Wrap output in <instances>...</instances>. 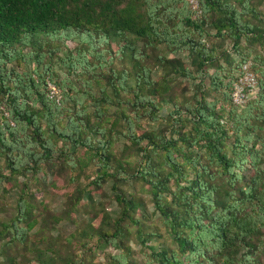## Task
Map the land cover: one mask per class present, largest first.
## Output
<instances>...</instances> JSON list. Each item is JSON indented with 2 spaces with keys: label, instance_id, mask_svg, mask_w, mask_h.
Segmentation results:
<instances>
[{
  "label": "trees",
  "instance_id": "1",
  "mask_svg": "<svg viewBox=\"0 0 264 264\" xmlns=\"http://www.w3.org/2000/svg\"><path fill=\"white\" fill-rule=\"evenodd\" d=\"M197 2L193 17L186 0H0V213L15 195L0 264H91L99 245L118 252L106 264H139L133 235L140 264L264 262V0ZM247 61L257 89L237 108L231 85ZM142 119L161 124L138 131ZM105 182L114 218L91 199ZM126 183L148 194L173 247L148 244L160 235ZM48 188L68 197L63 216L40 199ZM87 208L82 229L48 234Z\"/></svg>",
  "mask_w": 264,
  "mask_h": 264
},
{
  "label": "rangeland",
  "instance_id": "2",
  "mask_svg": "<svg viewBox=\"0 0 264 264\" xmlns=\"http://www.w3.org/2000/svg\"><path fill=\"white\" fill-rule=\"evenodd\" d=\"M257 9L264 12V2H262L259 6H257ZM67 45L69 48L73 47V44H71V43H67ZM256 53L262 58V61L264 62V47L263 48H256ZM168 58H170V56H168ZM178 58L183 60V62H186V59H185L186 56L184 54L179 55ZM29 67L33 68V65H30ZM48 82L55 86V83H53L51 81H48ZM176 84H177L179 89L184 91V95L188 96L191 94L192 85H191L190 81L185 80L183 78H178L176 81ZM59 94L61 96V93H59ZM168 110H169V107L164 105L160 114L165 115V113ZM159 124H161V123L160 122H151L147 119H142L139 123L138 131L154 130L159 126ZM121 144H122V142H119V147L117 149L118 151L120 150ZM87 174L90 176L89 180H91L94 176L90 171H88ZM50 180H51V178L47 179L45 184L48 185ZM81 182H82V184L85 183L84 180H81ZM1 187L2 186H0V191H1ZM120 189L138 196V199L142 202V204L144 205V209H145L144 210L145 211L144 217L146 219V222H144V224H145L146 229L149 231H152V232H157L160 235V237L158 239L153 238L151 240V242H149L148 244L153 245L155 247L157 246V244H161L163 246H168V247H173V243L171 242L170 236H169L166 228L162 225L160 218L154 212L152 204L149 201L148 194L141 191L140 185L138 183H126L125 185L120 186ZM112 195H113V193L110 190V183L109 182L103 183L102 187L99 191L98 190L93 191V193L91 195V199L93 201L92 203H93L94 209L96 210L97 213L103 212L104 214H107L112 218H114L117 215V209L118 208H117V205L115 204V202L113 201ZM6 198H7L6 200H4L2 198L3 199L2 202L5 206L4 207L5 210L2 211V213H0V219H4L5 217H7L11 213L13 206H14V201H15L14 193L7 195ZM67 198L68 197H66V195L63 194V191L51 190L49 188L47 190V193L43 194L40 197V199L47 205L49 210L58 217L63 216V213L67 208V206H66ZM87 201H88L87 197L84 196L83 202L87 204ZM89 210H90L89 208L80 209V211L73 218L75 220V223H70L69 222L70 219H68V218L67 219L62 218L59 223L50 224V227H49L50 230H49L48 234L52 238H55L57 236L58 239L61 241V240H64L65 237H68L69 235L76 233L77 231H79L80 229H82L84 227L83 226L84 221L86 222L87 219L93 221L92 217L90 215H88L90 212ZM48 226H49V224H48ZM130 230L133 231V228L130 227ZM31 239L33 242H35L34 237H31ZM89 244L94 245V241H89ZM128 245L130 246V248L135 253V255L133 257L134 260L140 264L141 263V255H140V251H139L140 247L137 244L134 235L129 240ZM99 246H100V249H99L98 256L93 257L91 264H106V262H108V260H107L108 255H115L118 253L117 251L113 250L111 247H108L105 245H99ZM62 252L63 251L61 250V253ZM75 254H76V259H78L80 257V251H76ZM25 257L26 258L23 259V260L27 259L25 264H40L27 254L25 255ZM86 260H89V259H86ZM262 264H264V262Z\"/></svg>",
  "mask_w": 264,
  "mask_h": 264
},
{
  "label": "built area",
  "instance_id": "3",
  "mask_svg": "<svg viewBox=\"0 0 264 264\" xmlns=\"http://www.w3.org/2000/svg\"><path fill=\"white\" fill-rule=\"evenodd\" d=\"M186 3L193 15L199 14V6L197 0H186ZM257 76L252 70L251 62L247 61L241 64L238 73L231 85L230 100L232 105L242 108L251 100L256 93ZM60 91L51 83H46V97L49 101L58 103L60 101Z\"/></svg>",
  "mask_w": 264,
  "mask_h": 264
}]
</instances>
